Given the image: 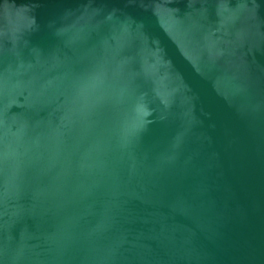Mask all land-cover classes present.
I'll use <instances>...</instances> for the list:
<instances>
[{"label":"water","instance_id":"95a60500","mask_svg":"<svg viewBox=\"0 0 264 264\" xmlns=\"http://www.w3.org/2000/svg\"><path fill=\"white\" fill-rule=\"evenodd\" d=\"M0 264H264V0H0Z\"/></svg>","mask_w":264,"mask_h":264}]
</instances>
